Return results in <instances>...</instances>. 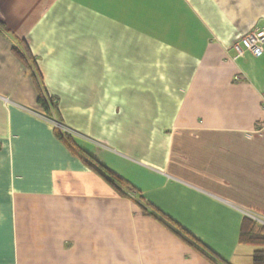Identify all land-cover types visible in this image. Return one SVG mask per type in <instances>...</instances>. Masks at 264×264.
Masks as SVG:
<instances>
[{"label": "crops", "instance_id": "crops-1", "mask_svg": "<svg viewBox=\"0 0 264 264\" xmlns=\"http://www.w3.org/2000/svg\"><path fill=\"white\" fill-rule=\"evenodd\" d=\"M252 32L264 0H0V264H253L264 243L240 236L264 215V54L238 51Z\"/></svg>", "mask_w": 264, "mask_h": 264}, {"label": "trees", "instance_id": "trees-1", "mask_svg": "<svg viewBox=\"0 0 264 264\" xmlns=\"http://www.w3.org/2000/svg\"><path fill=\"white\" fill-rule=\"evenodd\" d=\"M14 50L21 59L26 60V57L28 55L25 57V55L21 54V52L19 50H17V49H14ZM38 103H40L44 107L43 109L45 110V113L48 114V110H49L48 101L46 100V98L44 97L42 92L39 95ZM52 118H53V116L48 114V119L52 120ZM58 134H60V133H58ZM63 135L67 136L68 138H71L70 133L69 134H63ZM59 137L61 139H63L62 135H59ZM69 141H70V139H69ZM95 170H97L98 173L101 174L105 178V180L111 185V187L113 189H115L120 195L130 197L129 192L134 191L132 186H130V184L126 180H124L123 178H120L119 176H117L113 172L107 170L106 168H102L101 166H97V168H95ZM133 199H135L138 204H141V206H143L142 205V198H137V199L133 198ZM146 207L143 206V209H145ZM240 242L250 243V244H254V245L255 244H263L264 243V228L257 226L256 222L252 221L249 218H246L242 224ZM253 264H264V251L255 252L254 257H253Z\"/></svg>", "mask_w": 264, "mask_h": 264}, {"label": "built area", "instance_id": "built-area-1", "mask_svg": "<svg viewBox=\"0 0 264 264\" xmlns=\"http://www.w3.org/2000/svg\"><path fill=\"white\" fill-rule=\"evenodd\" d=\"M242 43L245 49L243 50L241 49V47H238V51L240 52V55H243L244 51L251 52L255 56H261L262 54H264V32L249 33L243 38ZM62 130L66 132L69 131V130H66L64 127L62 128ZM129 196L131 198H135V192L130 191ZM247 215L249 219H251L252 221L264 227V215L263 214L249 213Z\"/></svg>", "mask_w": 264, "mask_h": 264}, {"label": "rangeland", "instance_id": "rangeland-1", "mask_svg": "<svg viewBox=\"0 0 264 264\" xmlns=\"http://www.w3.org/2000/svg\"><path fill=\"white\" fill-rule=\"evenodd\" d=\"M53 123H55L56 125H55V124H54V125L62 131V128H63V127H62V125H61L60 123H58V122H56V121L53 122ZM59 125H61V126H59ZM65 129H66V128H65ZM66 130H67V129H66ZM68 132H69V131H68ZM251 248H252V247H251Z\"/></svg>", "mask_w": 264, "mask_h": 264}]
</instances>
